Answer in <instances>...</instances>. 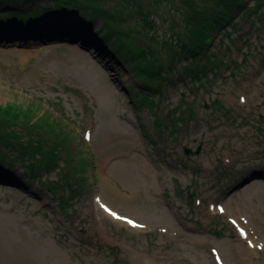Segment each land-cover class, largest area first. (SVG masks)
<instances>
[{
	"label": "rangeland",
	"instance_id": "obj_1",
	"mask_svg": "<svg viewBox=\"0 0 264 264\" xmlns=\"http://www.w3.org/2000/svg\"><path fill=\"white\" fill-rule=\"evenodd\" d=\"M233 1L210 59L179 52ZM59 13L78 21L20 35ZM1 20L0 108L59 167L0 143V264H264L237 230H264V0H0ZM139 47L165 77L137 75Z\"/></svg>",
	"mask_w": 264,
	"mask_h": 264
},
{
	"label": "trees",
	"instance_id": "obj_2",
	"mask_svg": "<svg viewBox=\"0 0 264 264\" xmlns=\"http://www.w3.org/2000/svg\"><path fill=\"white\" fill-rule=\"evenodd\" d=\"M227 3V2H221L223 10L221 11H212V16L209 20V23L207 22V28L204 27L203 30L199 32L195 31L196 35L194 36V41L192 39V43H185V45L179 47V52L183 54L184 56H188L191 61L193 62H198L200 59H210L211 53L206 54L204 56V52L207 50L209 45L211 44V40L214 37V35L218 32V30L222 29L224 25H226V22L228 23V20L226 21L225 16L229 14L230 11L234 9V7H239L241 6V2L237 1ZM240 8V7H239ZM1 9H5L2 7ZM9 14V13H8ZM7 15V14H6ZM35 17V14L32 15ZM2 20H5L4 17H2ZM0 21L3 25V21ZM207 21V20H206ZM106 24H111L110 21H105ZM121 35L129 38V31L128 32H120ZM199 34V35H198ZM228 34V33H227ZM190 39V40H191ZM126 43H128L126 40H124ZM123 41H121V44ZM119 45V43L117 44ZM132 47V46H131ZM134 47V45H133ZM130 47H128L127 50H129ZM131 53H135L130 56V60H132V65L133 68L138 71L137 75L141 77L142 80L147 81L151 79H161L165 76L160 74L161 72L164 71L165 64L161 62H155L151 64L149 60L146 58V51L144 48H137V49H132ZM129 54V53H127ZM152 62V61H151ZM173 63H169V67L172 66ZM198 65V64H197ZM193 73L196 77H199L201 75L206 74L207 77V72L210 70L211 72L214 71V68L212 69H205L203 66H198L195 67L193 65ZM216 67V65L214 66ZM197 80H199L197 78ZM146 88L155 90L154 86L152 84H145ZM143 97L145 95H142ZM23 118L19 114H16L15 108L13 106H6L5 108H0V143H4L10 148L17 153V156L20 157L21 159H29L26 162V166H29V174L33 173L35 170H51L55 169L58 166L57 163V154H58V148L56 146H48V149H45L47 147L46 143L43 140V133H40L41 135L39 136V140L37 143H34L33 137L31 134L33 133L32 130V125L35 124L33 122H28L27 118H23L22 123H17ZM21 129H19V128ZM51 128L48 130L50 131ZM47 131V132H49ZM28 137V138H27ZM40 154L39 158H36L35 155ZM5 156L3 157L2 154H0V162L4 161ZM9 159V158H7ZM3 169V166L2 168ZM48 184V183H47ZM68 187V190L70 189V192H73V196H69L70 200L74 199L75 195L78 194L77 188H72L71 187V182L70 179L64 184ZM78 185L82 189L81 182H78ZM48 186H57L56 184H49ZM59 199V205L61 209L63 207H67V199L65 200V197H58ZM64 205V206H63Z\"/></svg>",
	"mask_w": 264,
	"mask_h": 264
},
{
	"label": "bare ground",
	"instance_id": "obj_3",
	"mask_svg": "<svg viewBox=\"0 0 264 264\" xmlns=\"http://www.w3.org/2000/svg\"><path fill=\"white\" fill-rule=\"evenodd\" d=\"M77 21H78L77 18H75V17L70 18L66 14H62V13H59V15L58 14L57 15H47V16L44 15V16L39 18L38 22L35 23V26H34V24L31 25L32 31L30 30V31H27L24 33V30H21L19 32H20V35H22L21 33H23V34H29L32 36L33 35L34 36H37V35L38 36H42V35L48 36V34H50V33H55L57 31L64 30L67 26L72 28L75 25V22H77ZM30 32L32 34H30ZM89 36L90 35H88L87 37H89ZM61 37H63V36H61ZM72 50L74 51V48ZM102 186L106 187V184L103 183ZM95 199H97L96 201L95 200L94 201L98 205V203L100 202V199H99V197H97ZM237 226L241 227L240 225H237ZM250 231L245 230V238H244L245 241L244 242H245V244H247L246 241L249 240L251 242V246L253 249H250L251 247L247 246L248 245L247 244L244 247V250L246 251V253H249L251 255H252V253L254 255H256V254L260 255V253H257V252L264 251V230L260 229L259 231L257 230V232L252 231V230H250ZM238 237L240 240H243V238H241L239 235H238ZM260 241H262V242L260 243Z\"/></svg>",
	"mask_w": 264,
	"mask_h": 264
},
{
	"label": "water",
	"instance_id": "obj_4",
	"mask_svg": "<svg viewBox=\"0 0 264 264\" xmlns=\"http://www.w3.org/2000/svg\"><path fill=\"white\" fill-rule=\"evenodd\" d=\"M184 153L185 154H197L198 153V148H197V150L196 151H192V150H190L189 148H184Z\"/></svg>",
	"mask_w": 264,
	"mask_h": 264
},
{
	"label": "snow or ice",
	"instance_id": "obj_5",
	"mask_svg": "<svg viewBox=\"0 0 264 264\" xmlns=\"http://www.w3.org/2000/svg\"><path fill=\"white\" fill-rule=\"evenodd\" d=\"M102 206H103V205H102ZM105 210H106V211H109L107 208H105ZM111 214H112L114 217H116V213L113 212V213H111ZM116 218H118V219H125L124 217H116ZM128 223H129V224H133V226H136V225L134 224V222L131 221V220H129Z\"/></svg>",
	"mask_w": 264,
	"mask_h": 264
}]
</instances>
